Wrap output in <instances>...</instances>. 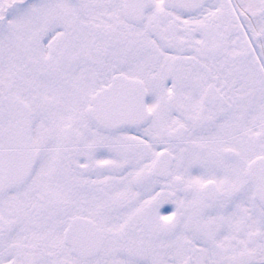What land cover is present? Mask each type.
I'll return each instance as SVG.
<instances>
[{"label":"snow or ice","instance_id":"1","mask_svg":"<svg viewBox=\"0 0 264 264\" xmlns=\"http://www.w3.org/2000/svg\"><path fill=\"white\" fill-rule=\"evenodd\" d=\"M0 264H264V0H0Z\"/></svg>","mask_w":264,"mask_h":264}]
</instances>
